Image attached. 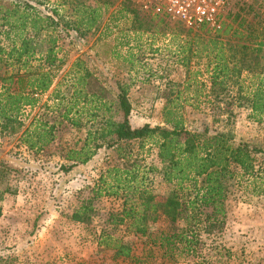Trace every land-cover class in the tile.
<instances>
[{"label":"trees","instance_id":"16d2710c","mask_svg":"<svg viewBox=\"0 0 264 264\" xmlns=\"http://www.w3.org/2000/svg\"><path fill=\"white\" fill-rule=\"evenodd\" d=\"M49 1L0 0V133L11 136L22 130L25 108L35 107L56 79L64 62L65 39L93 33L109 6L118 2L134 32L159 27L157 32L164 35L169 28L174 59L189 72L185 89L195 85L191 107L206 108L213 122L223 116L224 129L210 132L186 126L179 101L181 82L168 83L171 88L161 93L162 125H132L131 82L117 80L112 86L77 58L68 82L47 96V111L38 113L43 116L34 118L32 128H23L22 140L39 149L61 137L64 129L82 132L64 150L65 171L87 163L102 147L117 153L119 162L93 182L70 219L95 222L96 244L123 264H148L157 257L174 262L187 256L210 264L230 257L221 237L231 180L241 185L246 177L244 189L251 185L252 193H264V180L256 181L260 168H255L252 150L234 144L230 128L234 108H247L252 120L264 123V0H234L213 24L197 28L180 21L170 28L164 15L143 11L135 0H57L70 7L69 16L55 6L50 13L41 12L38 6ZM134 60L127 58V63L136 72L138 59ZM199 76L205 84L197 83ZM203 85L206 90L201 92ZM146 145L155 148L158 164L143 160ZM156 176L165 187L162 192L154 189ZM102 197L112 198L113 204L104 208L98 204ZM158 222L161 225L155 227ZM128 233L144 238L140 253L125 239Z\"/></svg>","mask_w":264,"mask_h":264},{"label":"rangeland","instance_id":"374dc122","mask_svg":"<svg viewBox=\"0 0 264 264\" xmlns=\"http://www.w3.org/2000/svg\"><path fill=\"white\" fill-rule=\"evenodd\" d=\"M117 3L103 12L101 25L93 33L84 38L65 39L62 50L64 62L50 90L40 96L35 107L25 108L24 127L32 128L36 121L34 118L43 116L38 113L47 111L43 105L47 96L54 88H63L75 69L72 63L80 58L99 79H106L112 86L117 80L131 82L128 97L132 103V125H162L164 100L161 93L171 88L168 83L181 82L179 101L183 106L181 111L186 126L198 130L207 128L210 132L224 129L223 116L213 122L206 108L197 110L191 107L195 99L192 90L195 85L185 89L189 72L174 59L169 28L164 35L157 32L159 27L134 32L130 16L121 10L119 12ZM52 6L69 16L70 7L58 4L57 0H50L45 7L38 8L41 12L50 13ZM166 19L171 28L176 20ZM134 57L138 59L133 65L138 69L136 72L129 70L127 63V58L134 60ZM196 80L205 84L201 76ZM204 86L200 88L201 92L206 90ZM198 99L203 100V96ZM234 111L230 127L234 144H245L252 150L255 168H260L256 181L262 182L264 123L252 120L247 108H234ZM22 130L11 136L0 133V168L3 167L0 175V264H123L120 258H114L113 252L101 250L102 247L96 244L95 222L84 224L70 219L79 201L89 195L93 182L108 166L119 162L117 153L102 147L87 163L65 171L61 168L66 164L64 150L79 136L82 137V132L64 129L59 133L61 137L38 149L29 148L23 142ZM136 146L132 143L131 149L135 151ZM141 154L145 162L158 164L154 158V147L146 145ZM243 180L241 185L231 180L226 200V225L221 242L232 255L212 259L210 264H264V193H252L251 185L244 189ZM154 189L158 192L165 189L157 176L154 178ZM98 204L108 208L113 199L102 197ZM159 225L161 222L154 224L155 227ZM125 239L136 253H140L143 237L128 233ZM198 260L187 256L172 262L157 257L148 264H200Z\"/></svg>","mask_w":264,"mask_h":264},{"label":"built area","instance_id":"2783aa9c","mask_svg":"<svg viewBox=\"0 0 264 264\" xmlns=\"http://www.w3.org/2000/svg\"><path fill=\"white\" fill-rule=\"evenodd\" d=\"M231 0H136L139 7L152 15H164L197 28L202 23L213 24L224 6Z\"/></svg>","mask_w":264,"mask_h":264}]
</instances>
